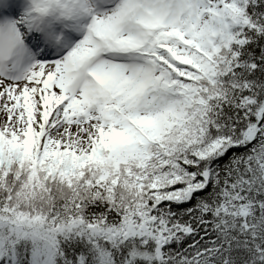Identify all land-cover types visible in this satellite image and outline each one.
Instances as JSON below:
<instances>
[{
	"label": "snow or ice",
	"instance_id": "snow-or-ice-1",
	"mask_svg": "<svg viewBox=\"0 0 264 264\" xmlns=\"http://www.w3.org/2000/svg\"><path fill=\"white\" fill-rule=\"evenodd\" d=\"M0 264H264V0H0Z\"/></svg>",
	"mask_w": 264,
	"mask_h": 264
}]
</instances>
